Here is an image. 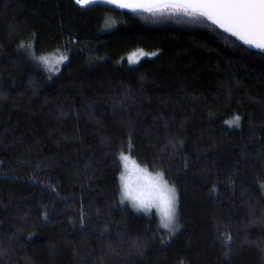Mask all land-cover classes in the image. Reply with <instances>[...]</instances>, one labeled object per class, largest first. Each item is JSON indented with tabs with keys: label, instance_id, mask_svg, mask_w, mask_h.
<instances>
[{
	"label": "trees",
	"instance_id": "16d2710c",
	"mask_svg": "<svg viewBox=\"0 0 264 264\" xmlns=\"http://www.w3.org/2000/svg\"><path fill=\"white\" fill-rule=\"evenodd\" d=\"M22 42L68 60L45 74ZM121 151L177 188L173 237L120 203ZM90 263L264 264V52L181 14L0 0V264Z\"/></svg>",
	"mask_w": 264,
	"mask_h": 264
},
{
	"label": "snow or ice",
	"instance_id": "6c2138e0",
	"mask_svg": "<svg viewBox=\"0 0 264 264\" xmlns=\"http://www.w3.org/2000/svg\"><path fill=\"white\" fill-rule=\"evenodd\" d=\"M92 2L94 0H75L81 7ZM107 3L115 4L118 8H140L153 14L170 12L199 21L206 20L243 44L264 50V0H107ZM20 48L30 50L31 58L50 73L58 72L59 66L68 60V56L63 53L36 56L32 42H22ZM140 55L156 54L141 51ZM128 60L129 63L136 62L134 55H130ZM240 120L241 117L237 115L225 123L229 127H239ZM129 151H134L131 143ZM118 160L121 167L120 202L123 204L128 201L134 210L145 214L155 210L159 220L158 227L165 229L169 236L175 235L181 227L177 188L169 183L164 172H149L147 167H141L131 155L123 151L120 152Z\"/></svg>",
	"mask_w": 264,
	"mask_h": 264
},
{
	"label": "rangeland",
	"instance_id": "374dc122",
	"mask_svg": "<svg viewBox=\"0 0 264 264\" xmlns=\"http://www.w3.org/2000/svg\"><path fill=\"white\" fill-rule=\"evenodd\" d=\"M142 50H136L135 52H133V53H130L129 55H128V57L130 56V55H134V59L136 60V62L138 61V60H140L142 57H145V56H150V55H143V56H141L140 55V52H141ZM143 53H146V54H149V53H147V52H145V51H142ZM60 53H62V52H60V51H55V52H51V53H48V54H44V55H51V54H60ZM64 54V53H63ZM129 61V60H128ZM40 66H41V68L44 70V72H45V74H48V75H51L50 74V72H48L45 68H44V66L43 65H41L40 64ZM141 166V165H140ZM141 167H143V166H141ZM149 171V170H148ZM149 172H152V171H149ZM152 173H155V172H152ZM121 203V202H120ZM122 204V203H121ZM128 205L129 207H131L132 208V206H131V204L128 202V201H125L124 203H123V205ZM133 209V208H132ZM134 210V209H133ZM135 212H137V213H142V214H145L144 212H142V211H140V212H138V211H136V210H134ZM151 215H154L155 216V218H156V220H157V224L159 225V220H158V217L156 216V213H155V210H152V212L150 213ZM150 214H146V215H150ZM180 224V223H179ZM162 232H164V233H166V235L168 236V237H173L174 235H172V236H169L168 235V233H167V231L165 230V229H163V228H159ZM180 229V228H179ZM179 231V230H178ZM177 231V232H178ZM176 232V233H177ZM175 233V234H176ZM91 264V263H90Z\"/></svg>",
	"mask_w": 264,
	"mask_h": 264
},
{
	"label": "water",
	"instance_id": "95a60500",
	"mask_svg": "<svg viewBox=\"0 0 264 264\" xmlns=\"http://www.w3.org/2000/svg\"><path fill=\"white\" fill-rule=\"evenodd\" d=\"M75 1V0H74ZM97 2H106L107 3V0H94V2H92V3H90V4H88V5H91V4H94V3H97ZM88 5H86V6H88ZM112 5H114V6H116L115 4H112ZM117 7V6H116ZM119 9H124V10H127V11H141V10H143V9H140V8H137L136 10H132L131 8H119ZM221 30V29H220ZM226 33V32H225ZM228 35H230L229 33H227ZM232 36V35H231ZM234 37V36H233ZM238 42H240V43H242L241 41H239L236 37H234ZM243 44V43H242ZM243 45H245V44H243ZM245 46H247V47H249V48H252V49H256V50H260V51H263L264 52V50H261V49H257V48H255V47H251V46H248V45H245Z\"/></svg>",
	"mask_w": 264,
	"mask_h": 264
}]
</instances>
